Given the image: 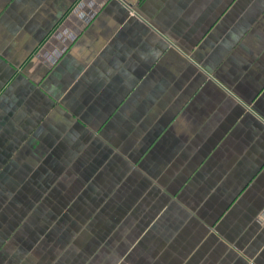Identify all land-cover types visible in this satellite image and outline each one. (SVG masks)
Listing matches in <instances>:
<instances>
[{"label":"crops","instance_id":"crops-1","mask_svg":"<svg viewBox=\"0 0 264 264\" xmlns=\"http://www.w3.org/2000/svg\"><path fill=\"white\" fill-rule=\"evenodd\" d=\"M0 264H264V0H0Z\"/></svg>","mask_w":264,"mask_h":264},{"label":"rangeland","instance_id":"rangeland-1","mask_svg":"<svg viewBox=\"0 0 264 264\" xmlns=\"http://www.w3.org/2000/svg\"><path fill=\"white\" fill-rule=\"evenodd\" d=\"M53 58H54V56H53ZM53 58H52V59H53Z\"/></svg>","mask_w":264,"mask_h":264}]
</instances>
